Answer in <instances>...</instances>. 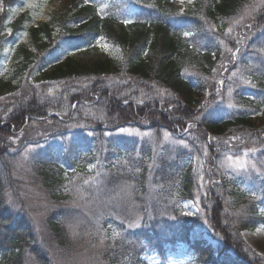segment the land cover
<instances>
[{
    "label": "trees",
    "instance_id": "trees-1",
    "mask_svg": "<svg viewBox=\"0 0 264 264\" xmlns=\"http://www.w3.org/2000/svg\"><path fill=\"white\" fill-rule=\"evenodd\" d=\"M2 1L0 29L16 35L25 17L3 22L26 0ZM138 1L131 31L85 0L30 28L55 64L45 82H20L0 101V264H147L145 250L164 260L180 243L199 264H264L240 234L264 223V120L253 118L264 108V0H194L185 12ZM230 29L246 37L238 69L253 95L235 91L220 118L201 95L219 87L211 69ZM99 38L120 48L116 64L69 56ZM244 52H256L254 65ZM18 130L27 135L15 143ZM236 156L249 166L228 174L223 161ZM187 157L202 164L198 183L181 166ZM186 198L197 213H183Z\"/></svg>",
    "mask_w": 264,
    "mask_h": 264
},
{
    "label": "rangeland",
    "instance_id": "rangeland-1",
    "mask_svg": "<svg viewBox=\"0 0 264 264\" xmlns=\"http://www.w3.org/2000/svg\"><path fill=\"white\" fill-rule=\"evenodd\" d=\"M90 1L97 5V14L101 17L112 14L117 19V28H119L120 24L129 31L134 28V23L137 19L135 14H137L141 4L138 0H86V2ZM172 2L180 12L194 10V0H172ZM70 6L71 0H26L23 6L17 5L11 9V12L4 19L3 23L6 25L25 17L22 25L24 26V30H21L16 35H12L10 27L5 26L3 29H0V36L9 37L4 42L0 56V101L5 96H10L20 91V87L22 86L19 87L20 82L23 83L25 80L33 84L45 82V80L43 81L45 75L52 70L53 64H55L53 61L54 55L49 51V48H44L42 45V43L46 42V39L38 33L39 35H37L35 41L29 30L30 28L50 23L53 18L65 13ZM5 9L6 7L3 1L0 0V17L4 14ZM185 33L183 32L182 34L185 38L192 36L189 33L185 35ZM224 35L227 43L224 41L219 43L221 47L220 59H215L216 64L211 69L213 74L212 81L215 82V87H219H217L213 94L212 89H208V91L202 92L201 95L202 102L205 104L206 102H211V105L215 107L214 111H218L220 118L226 117L229 114L233 106L232 97L235 91L246 95H253L252 87L254 86L251 77L241 76L238 69V63L242 59V56L238 54V43L246 40V37L240 36L237 32L231 33V29L225 32ZM97 41H99V44ZM258 51L257 54H259ZM68 53L70 57L81 62L101 59L109 60L111 65H113L118 62L120 48L105 39L99 38L91 47L82 46L77 49H72ZM255 53L249 55L244 52L243 57L247 58L246 62L248 67L254 65L253 59H255ZM211 58L214 59L215 57L211 56ZM250 71L254 70L252 69ZM232 84L234 86H231ZM228 86L231 87L229 88ZM253 118L256 121V125L262 122L264 120V108L260 113L254 115ZM38 132L41 135L43 134V130H39ZM24 134L27 135L26 133ZM24 134L18 130L15 132V136L9 139L16 143L24 139ZM238 161L240 163H237ZM78 162L84 163L85 161L79 159ZM240 164L243 166H240ZM89 165L92 164H88V168ZM181 166L184 171H190L192 178L197 183L198 180H201L198 178V174L201 177L202 164L198 159L187 157L181 162ZM222 166L223 170L230 174L245 170L249 166V162L245 156L227 157L224 159ZM73 181L71 182L72 189ZM240 190L245 191L244 193H249L251 187L247 183H244ZM180 208L183 213L188 215L198 212L196 204L189 198L180 201ZM258 210L264 213V205L259 206ZM198 232L205 241L214 244V241L203 227ZM240 234L243 241L256 254L264 257V223H258L252 229L242 230ZM142 258L147 264H199L196 261L195 255L183 243L176 244L174 248H167L164 260L154 251L147 250L142 253Z\"/></svg>",
    "mask_w": 264,
    "mask_h": 264
},
{
    "label": "snow or ice",
    "instance_id": "snow-or-ice-1",
    "mask_svg": "<svg viewBox=\"0 0 264 264\" xmlns=\"http://www.w3.org/2000/svg\"><path fill=\"white\" fill-rule=\"evenodd\" d=\"M127 22V21H126ZM185 35H188V33H185ZM97 43L99 44V41H97ZM121 131H128L127 129H121ZM165 135H167V133H165ZM237 163H240L239 161ZM240 166H243L242 164H240ZM89 168H92V165H89ZM88 181H85V183H87ZM75 234V233H74ZM103 239H101V243H103Z\"/></svg>",
    "mask_w": 264,
    "mask_h": 264
}]
</instances>
